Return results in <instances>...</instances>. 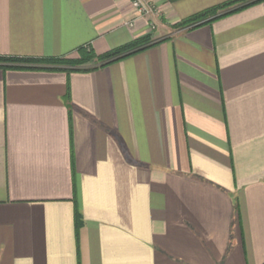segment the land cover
Instances as JSON below:
<instances>
[{"label": "crops", "instance_id": "1", "mask_svg": "<svg viewBox=\"0 0 264 264\" xmlns=\"http://www.w3.org/2000/svg\"><path fill=\"white\" fill-rule=\"evenodd\" d=\"M151 1L0 0V56L160 41L0 66V264H264V2L175 29L230 0Z\"/></svg>", "mask_w": 264, "mask_h": 264}, {"label": "trees", "instance_id": "2", "mask_svg": "<svg viewBox=\"0 0 264 264\" xmlns=\"http://www.w3.org/2000/svg\"><path fill=\"white\" fill-rule=\"evenodd\" d=\"M177 2L179 0H167ZM264 0H230L222 4L207 8L193 14L174 25L175 29L194 28L206 23H210L220 17L234 13ZM160 41H152L151 35L138 38L121 46L98 55L88 46H82L77 50V57H51V58H28L18 56H0V66L12 68L29 69H58L68 72L88 71L98 67L107 66L120 61L128 56L141 52ZM92 63V64H90ZM77 220L81 224V214L77 213ZM78 224V225H79Z\"/></svg>", "mask_w": 264, "mask_h": 264}, {"label": "built area", "instance_id": "3", "mask_svg": "<svg viewBox=\"0 0 264 264\" xmlns=\"http://www.w3.org/2000/svg\"><path fill=\"white\" fill-rule=\"evenodd\" d=\"M132 5L139 15L152 16L153 18H158L160 16L159 8L151 0H132ZM150 28L152 30L155 29V23H152Z\"/></svg>", "mask_w": 264, "mask_h": 264}, {"label": "rangeland", "instance_id": "4", "mask_svg": "<svg viewBox=\"0 0 264 264\" xmlns=\"http://www.w3.org/2000/svg\"><path fill=\"white\" fill-rule=\"evenodd\" d=\"M154 30V29H153Z\"/></svg>", "mask_w": 264, "mask_h": 264}]
</instances>
